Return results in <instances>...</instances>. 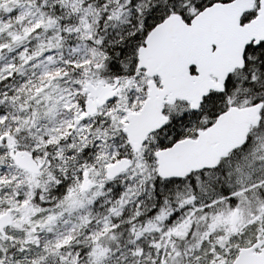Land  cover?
I'll use <instances>...</instances> for the list:
<instances>
[{
    "label": "snow or ice",
    "instance_id": "obj_1",
    "mask_svg": "<svg viewBox=\"0 0 264 264\" xmlns=\"http://www.w3.org/2000/svg\"><path fill=\"white\" fill-rule=\"evenodd\" d=\"M0 264H264V0H0Z\"/></svg>",
    "mask_w": 264,
    "mask_h": 264
}]
</instances>
